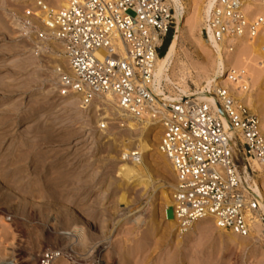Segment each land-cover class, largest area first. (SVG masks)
<instances>
[{
  "label": "rangeland",
  "instance_id": "374dc122",
  "mask_svg": "<svg viewBox=\"0 0 264 264\" xmlns=\"http://www.w3.org/2000/svg\"><path fill=\"white\" fill-rule=\"evenodd\" d=\"M44 1L55 10L62 2ZM182 1V35L169 71L174 83L164 81L174 97L182 96L183 80L193 92L206 84L212 64L198 49L216 55L201 48L200 0ZM33 4L0 0V264H39L45 251L60 254L52 264H264V234L257 228L244 245H227L214 223L186 231L172 226L163 193L175 180L158 153L159 133L148 136L152 149L139 161L122 158L137 150L142 130L105 118L112 109L101 99L85 106L62 95V51L43 21L29 15ZM174 16L171 40L176 9ZM260 47L245 53L256 67L264 42ZM249 91L264 102V76ZM239 150L238 144L242 170ZM138 162L145 175L128 182L120 166ZM249 170L250 184L263 187V168L251 161Z\"/></svg>",
  "mask_w": 264,
  "mask_h": 264
},
{
  "label": "built area",
  "instance_id": "2783aa9c",
  "mask_svg": "<svg viewBox=\"0 0 264 264\" xmlns=\"http://www.w3.org/2000/svg\"><path fill=\"white\" fill-rule=\"evenodd\" d=\"M244 1L215 0L203 28V36L220 44L223 53L264 30V15H249ZM28 13L42 20L49 37L63 46L72 70L60 73L63 96L79 94L89 106L110 94L132 119L160 128L159 148L176 177L167 219L172 208L182 230L210 219L241 237H249L256 224L264 222L246 178L251 159L264 168V134L258 116L236 97L250 89L246 67L221 71L202 89L213 102L183 95L172 101L165 85L161 92L155 88L159 51L173 29V0H64L57 10L34 0ZM238 144L245 161L242 170ZM59 255L45 251L39 264H52Z\"/></svg>",
  "mask_w": 264,
  "mask_h": 264
},
{
  "label": "bare ground",
  "instance_id": "6f19581e",
  "mask_svg": "<svg viewBox=\"0 0 264 264\" xmlns=\"http://www.w3.org/2000/svg\"><path fill=\"white\" fill-rule=\"evenodd\" d=\"M173 2H174L175 9L177 11L176 30H175L174 36H173L165 54L162 57L160 56L157 59L156 68H155V88L157 90H160V92L162 91L161 87L164 85V81L167 83L168 82L174 83V81L171 79V75H170L169 71L171 68L170 66L173 65L172 63H174L173 62L174 57L176 55L178 45L180 43L181 35H182V20L184 19L183 13H184L185 6H184V3L182 0H173ZM199 2L200 3L197 7V9H198V21L203 23V28H204L206 26L207 19L209 17L210 11L214 5L215 0H200ZM63 4H64V0H62V2L60 3V6H62ZM244 7L247 10V12H249V15H251V16L259 14V13L260 14L264 13V0H245L244 1ZM53 9L55 10V8H53ZM44 26H45V24H44ZM45 28L49 31V28H47L46 26H45ZM262 37H264V30L254 40L247 41L245 39H240L237 46L235 47V49L233 51L227 52V53H223L222 47L220 44L217 45L213 42H210L205 37H203L202 39L200 38V42L202 44L201 48L206 50V51H210V52L216 54L214 58L213 57L209 58V56L205 55V53L203 51L198 49L199 54L202 55L204 58V62L206 63L207 61H210L212 64V69H211L212 71L207 70V75L205 78L206 84L204 85L203 88H205L207 86H211L214 83L216 76L221 71H223L225 73L227 71V69L241 67V66L242 67L245 66L249 72V77H250L249 83H250V85L251 84H257L261 80V78L264 76L263 75L264 59H263V62L262 61L259 62L260 65L258 67H256L255 65L250 64L251 62L248 63L246 55L248 54L247 51L248 52L252 51L255 53V51H258L261 48L260 44L262 42H264V40H263L264 38L261 39ZM50 39H51V42L56 43V44L58 43L59 44L58 46H60V49L62 51V57H63V61L65 63L64 65L66 66L65 71H63V72L68 73V74H72V70H71L69 63L67 61V57L64 55V50H63L62 44L58 40L54 39L53 37H51ZM245 53H247V54H245ZM261 59H262V57H261ZM222 77L223 76H221L220 78H222ZM217 82H219V80H216L215 83H217ZM181 85H182V87H179V90L182 93V95L186 98L198 97V98H202V99H205V100H208L211 102L214 101L212 96H210L207 93H204L203 90H199L196 92L191 91L188 88L185 80H183V84H181ZM73 97H75V100L78 98L77 100H79L81 102V96L79 94H73ZM164 97H167V96L165 95ZM178 97H179V95L175 96V97L174 96H168L167 98L172 99V101H176V99H178ZM236 97L241 101V103H243L247 107V109L250 112H252L258 116L260 129H261L262 133L264 134V102H259V103L256 102L255 98L252 96V94L250 93L249 90L246 92H244V91L238 92V94H236ZM96 99H101V101H103V104L109 105L112 109L113 115L105 117V118H107L111 121L117 120L116 122H120L123 125H127L128 128L133 129V130H138V129L142 130V135H141L139 142L137 144V147H136L137 150H133L131 152H125V154L122 156V158L124 160H127L130 157H132V158L136 157V159L134 161L128 160L131 163H135V162L139 161L140 158L143 157L144 154L148 153L152 149L151 144L147 140L148 136L150 134H152L155 130H156V132L159 133V136H161L160 128L152 126L149 122L141 123L138 120L132 119L129 115L125 114L118 107L115 97L110 95V94L99 96ZM75 100L73 99V101H75ZM81 104H82V102H81ZM97 109L100 110V109H104V108H102L101 106H98ZM112 123H115V122H112ZM141 124L143 126H141ZM159 142H160V137H159ZM157 149H158L159 155L170 164V166L173 170V173H174V180L176 181L175 172H174V169H173V166H172L170 160L165 156V154L160 150L159 147ZM251 161H254L255 164H258L254 159H251ZM141 163L138 162V164H135L134 166H129L127 163H123L120 166V171H121L122 176L128 182H135V181L140 182L142 180L143 176L145 175L144 174L145 169ZM246 178L248 180L250 179L249 173H247ZM260 183L262 184L263 187H260L257 183H254L252 185L249 184L248 186L253 191V193L256 195L258 201L260 202L261 208L264 211V168H263L262 182H260ZM174 185H175V182L172 186L171 191L163 193V195L165 196V200L169 206L172 204L171 194L173 192ZM165 217H166V210H165ZM206 222L214 223L210 219H204V220H199V221L195 222L194 224L198 225V224H203ZM171 224L175 228H177L179 226L176 220H171ZM215 227H216L217 231H219L220 235L223 237V241H225V243L227 245H238L240 243H241L240 245H244L245 241H247V239H249V237H250V236L249 237H241V236L234 234L232 232L225 231L224 229H222L216 225H215ZM256 228L258 229V231H260L261 234H264V228L260 227V223L256 224ZM65 234L71 235V233H65Z\"/></svg>",
  "mask_w": 264,
  "mask_h": 264
},
{
  "label": "trees",
  "instance_id": "16d2710c",
  "mask_svg": "<svg viewBox=\"0 0 264 264\" xmlns=\"http://www.w3.org/2000/svg\"><path fill=\"white\" fill-rule=\"evenodd\" d=\"M171 37H172V30L169 32V34H168V36H167V38H166V40H165V42H164V44H163V49L165 48V50H164V53L166 52V50H167V48H168V46H169V44H170V41H171ZM163 53V54H164ZM162 54V55H163Z\"/></svg>",
  "mask_w": 264,
  "mask_h": 264
}]
</instances>
